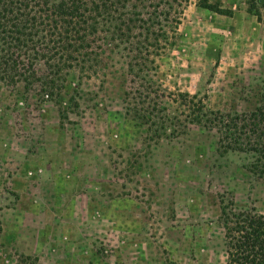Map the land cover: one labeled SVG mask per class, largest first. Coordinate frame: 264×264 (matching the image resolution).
<instances>
[{
    "label": "rangeland",
    "instance_id": "rangeland-1",
    "mask_svg": "<svg viewBox=\"0 0 264 264\" xmlns=\"http://www.w3.org/2000/svg\"><path fill=\"white\" fill-rule=\"evenodd\" d=\"M151 3L180 23L154 64L98 37L52 96L0 81V264H227L221 207L264 215L255 156L194 121L260 107L264 0Z\"/></svg>",
    "mask_w": 264,
    "mask_h": 264
},
{
    "label": "trees",
    "instance_id": "trees-1",
    "mask_svg": "<svg viewBox=\"0 0 264 264\" xmlns=\"http://www.w3.org/2000/svg\"><path fill=\"white\" fill-rule=\"evenodd\" d=\"M151 1L0 0V81H24L28 88L41 83V91L52 96L62 75L92 55L90 49L98 37L108 44H126L130 68L142 60L154 64L150 57L160 56V41H169L167 28L174 25L176 30L180 23L160 3L154 7ZM205 7L221 15L232 14ZM151 8L153 11H149ZM254 8L249 2L251 13ZM174 14L179 17L182 12ZM40 60L48 68L47 76H39L35 69ZM199 113L194 121L199 125L205 121L216 129L224 149L253 154V172L264 176V94L260 107L252 114L201 109ZM229 207H221L227 233V264H264V215L232 213Z\"/></svg>",
    "mask_w": 264,
    "mask_h": 264
}]
</instances>
